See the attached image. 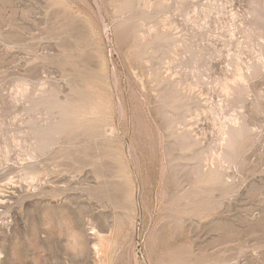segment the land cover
<instances>
[{
	"label": "rangeland",
	"instance_id": "rangeland-1",
	"mask_svg": "<svg viewBox=\"0 0 264 264\" xmlns=\"http://www.w3.org/2000/svg\"><path fill=\"white\" fill-rule=\"evenodd\" d=\"M0 264H264V0H0Z\"/></svg>",
	"mask_w": 264,
	"mask_h": 264
},
{
	"label": "bare ground",
	"instance_id": "bare-ground-1",
	"mask_svg": "<svg viewBox=\"0 0 264 264\" xmlns=\"http://www.w3.org/2000/svg\"><path fill=\"white\" fill-rule=\"evenodd\" d=\"M233 139V138H232ZM231 150V149H230Z\"/></svg>",
	"mask_w": 264,
	"mask_h": 264
}]
</instances>
